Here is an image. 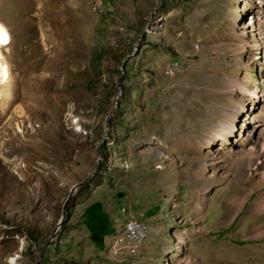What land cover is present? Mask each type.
<instances>
[{
  "label": "rangeland",
  "instance_id": "374dc122",
  "mask_svg": "<svg viewBox=\"0 0 264 264\" xmlns=\"http://www.w3.org/2000/svg\"><path fill=\"white\" fill-rule=\"evenodd\" d=\"M156 1L0 0V264H264V0Z\"/></svg>",
  "mask_w": 264,
  "mask_h": 264
},
{
  "label": "bare ground",
  "instance_id": "6f19581e",
  "mask_svg": "<svg viewBox=\"0 0 264 264\" xmlns=\"http://www.w3.org/2000/svg\"><path fill=\"white\" fill-rule=\"evenodd\" d=\"M9 43H10V37L8 30L6 26L0 21V87L12 86L13 88L15 87V90L17 91L14 99L11 98L9 94L7 95L0 93V103L2 102V100L8 101L7 106L6 107L4 106L3 108L5 112H9L14 104H16L17 110L23 111L26 105L29 106L34 105V102L37 99V95L35 94L36 86L32 80L31 74H29L28 72L24 73V75L22 76V80L13 81V82L10 81L7 65L2 56V50L6 48L9 45ZM186 64L189 63H185L184 66L176 67L175 72L176 73L182 72L184 70L183 67H185ZM261 208H264V206H261ZM141 226H142V218H135V219L131 218V220L128 222V225L127 224L124 225L123 232L125 237L126 238L128 237L129 231H136ZM146 230H147L146 223L143 222V231ZM145 235H141L140 242H142ZM140 242H136V243H140ZM9 263L14 264V258H10Z\"/></svg>",
  "mask_w": 264,
  "mask_h": 264
},
{
  "label": "built area",
  "instance_id": "2783aa9c",
  "mask_svg": "<svg viewBox=\"0 0 264 264\" xmlns=\"http://www.w3.org/2000/svg\"><path fill=\"white\" fill-rule=\"evenodd\" d=\"M89 6L90 8L94 11V12H102L103 11V0H88ZM185 63H190L187 59H182L181 63L179 65H171L170 69H164V75L167 77H174L175 76V69L178 66H184ZM142 215V214H141ZM131 220V218H127L123 224H127L128 222ZM143 222H145L143 220V215H142V226L136 230V231H129V235L125 240V244L123 247H133L134 246V242H140V238L141 235H145L146 231H143ZM123 247H114V251L116 254H120L121 250L123 249Z\"/></svg>",
  "mask_w": 264,
  "mask_h": 264
},
{
  "label": "trees",
  "instance_id": "16d2710c",
  "mask_svg": "<svg viewBox=\"0 0 264 264\" xmlns=\"http://www.w3.org/2000/svg\"><path fill=\"white\" fill-rule=\"evenodd\" d=\"M96 216L97 213L96 215H94L93 213L90 215L87 212V215L85 216L86 217L85 223L89 222L90 220L93 221V225H95V227L91 229L90 236L94 239H99L102 237V235L107 234L109 227L107 226V222L104 217H96Z\"/></svg>",
  "mask_w": 264,
  "mask_h": 264
},
{
  "label": "crops",
  "instance_id": "0c3cea01",
  "mask_svg": "<svg viewBox=\"0 0 264 264\" xmlns=\"http://www.w3.org/2000/svg\"><path fill=\"white\" fill-rule=\"evenodd\" d=\"M87 212H88L90 215H91L92 213H93L94 215H96V213H97V216H96V217H104V218L106 219V216L104 215V213L98 208L97 205H94L93 203H91V204L85 206V207L82 209L81 214H84V215L86 216V215H87ZM106 222H107V226L109 227V230H108L107 234H104V235H102L101 238L96 239V241L99 242V243H101L102 245H103V239H104V237L110 236V235L114 232V230H113L114 225L111 224V223H108L107 220H106Z\"/></svg>",
  "mask_w": 264,
  "mask_h": 264
},
{
  "label": "water",
  "instance_id": "95a60500",
  "mask_svg": "<svg viewBox=\"0 0 264 264\" xmlns=\"http://www.w3.org/2000/svg\"><path fill=\"white\" fill-rule=\"evenodd\" d=\"M159 1H160V0L156 1L155 5L158 4ZM132 52H133V49L131 50V52H130L128 55H125V56L122 57V59H121V63H120V65H119L120 67L122 66L123 60L126 59L127 57H129V56L131 55ZM92 171H93V169H92ZM92 171H91L88 175H90V174L92 173ZM72 189H73V188H71V190H72ZM71 190L69 191V193H68L67 196L70 195ZM61 223H62V214L60 215V218H59L58 221L56 222V226H55V227L53 228V230L51 231V233H50V237H52V236L56 233V231H57V230L59 229V227L61 226ZM39 252H41V250H40Z\"/></svg>",
  "mask_w": 264,
  "mask_h": 264
}]
</instances>
